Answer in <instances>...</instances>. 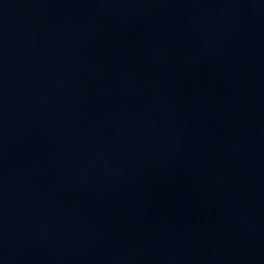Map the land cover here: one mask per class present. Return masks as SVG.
I'll return each mask as SVG.
<instances>
[{"label":"water","instance_id":"obj_1","mask_svg":"<svg viewBox=\"0 0 264 264\" xmlns=\"http://www.w3.org/2000/svg\"><path fill=\"white\" fill-rule=\"evenodd\" d=\"M0 264H264V0H0Z\"/></svg>","mask_w":264,"mask_h":264}]
</instances>
